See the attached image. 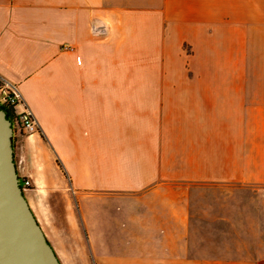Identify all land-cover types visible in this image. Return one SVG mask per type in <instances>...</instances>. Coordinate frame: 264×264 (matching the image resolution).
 <instances>
[{"label":"crops","instance_id":"0c3cea01","mask_svg":"<svg viewBox=\"0 0 264 264\" xmlns=\"http://www.w3.org/2000/svg\"><path fill=\"white\" fill-rule=\"evenodd\" d=\"M173 1L0 0L11 113L39 123L15 164L60 264H264V0ZM198 188L223 192L200 217Z\"/></svg>","mask_w":264,"mask_h":264},{"label":"water","instance_id":"95a60500","mask_svg":"<svg viewBox=\"0 0 264 264\" xmlns=\"http://www.w3.org/2000/svg\"><path fill=\"white\" fill-rule=\"evenodd\" d=\"M7 112L0 104V264H60L25 198Z\"/></svg>","mask_w":264,"mask_h":264},{"label":"built area","instance_id":"2783aa9c","mask_svg":"<svg viewBox=\"0 0 264 264\" xmlns=\"http://www.w3.org/2000/svg\"><path fill=\"white\" fill-rule=\"evenodd\" d=\"M23 102L22 94L18 86L10 81L5 80L0 77V104L8 110L17 107ZM13 123H14V138L16 141L19 137L26 134L32 135L38 132L39 123L32 111L27 108L23 112L14 115L13 114ZM21 186L25 189L31 186V183L28 179H22L20 177Z\"/></svg>","mask_w":264,"mask_h":264},{"label":"rangeland","instance_id":"374dc122","mask_svg":"<svg viewBox=\"0 0 264 264\" xmlns=\"http://www.w3.org/2000/svg\"><path fill=\"white\" fill-rule=\"evenodd\" d=\"M120 3H124V4H128L131 9L133 8H137V6H152L153 5V1L154 0H149V2H142V0H119ZM167 0H163V2H165ZM170 1V0H169ZM202 2L203 0H174L173 3L176 5V8L178 9V19L184 22H187L190 18H192L193 16V9L195 8V6L202 8ZM228 8H231L230 4H229V0H227L226 2V9L227 12H230V10ZM183 51L187 54L189 51H191V47L189 45H184L183 47ZM177 65V64H176ZM178 67V66H176ZM19 106V105H18ZM21 113V112H19ZM18 113V114H19ZM248 189H252V188H248ZM196 191V192H195ZM194 191V198H196L198 200L197 203L193 204V209L195 211V213L197 214L198 217H200V215H203L204 213V209H205V204H203L204 202H202L203 200L210 198H214L215 201H217L218 199H222V190L219 188H216L214 190H211L209 193L207 192L206 188H198ZM254 196L253 192H249L246 194V201L248 200H252ZM249 243V242H247ZM254 246H257L256 244H254V242H251ZM250 243V244H251ZM261 246V243H260Z\"/></svg>","mask_w":264,"mask_h":264},{"label":"trees","instance_id":"16d2710c","mask_svg":"<svg viewBox=\"0 0 264 264\" xmlns=\"http://www.w3.org/2000/svg\"><path fill=\"white\" fill-rule=\"evenodd\" d=\"M8 112V117L10 118V119H12L13 120V115H12V111H10V110H8V109H6ZM15 142H16V138H14V145L13 146H15Z\"/></svg>","mask_w":264,"mask_h":264}]
</instances>
